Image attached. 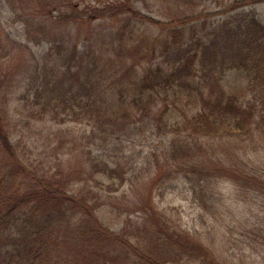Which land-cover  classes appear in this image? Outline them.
<instances>
[{"label": "trees", "instance_id": "trees-1", "mask_svg": "<svg viewBox=\"0 0 264 264\" xmlns=\"http://www.w3.org/2000/svg\"><path fill=\"white\" fill-rule=\"evenodd\" d=\"M185 3L171 21L125 10L128 24L112 46L120 65L133 58L135 66L125 69L127 82L118 87L115 58L101 69V52L79 55L57 46L58 56H68L45 69L36 95L48 99L41 104L43 118L88 122L106 133L142 121L164 126L171 142L162 162L169 172L187 171L203 204L216 205L212 184L219 178L264 193V174L251 166L253 156L264 154V22L256 12L264 0H233L232 11L255 9L209 32L199 24L194 1ZM147 24L161 30L152 41L140 33ZM146 59L150 65L140 75ZM227 73H234L232 82L225 81ZM217 147L235 156L238 167L223 159L196 164L199 151L210 155ZM88 161L94 174L125 179L120 165L110 167L90 153ZM144 216L112 230L88 196L69 192L64 181L23 161L0 113V264H224L165 213L150 207Z\"/></svg>", "mask_w": 264, "mask_h": 264}, {"label": "rangeland", "instance_id": "rangeland-1", "mask_svg": "<svg viewBox=\"0 0 264 264\" xmlns=\"http://www.w3.org/2000/svg\"><path fill=\"white\" fill-rule=\"evenodd\" d=\"M185 1L0 0V113L9 122L23 161L64 181L69 192L88 196L112 230L121 231L129 220L142 222L145 209L154 207L178 229L213 250L220 262L264 264L262 190L219 178L212 184L216 205L203 204L194 197L187 171L169 172L162 162L171 142L166 127L142 121L119 133H106L74 119L51 122L41 113V104L48 99L44 95L38 99L36 95L46 82L45 69L60 64L62 55L68 56L67 51L58 56L57 46L68 45L70 51L77 50L79 55L101 52V69L109 58H115L120 76L115 79L118 87L127 82L128 67L135 66L133 58L120 65L112 46L118 31L128 24L125 10L134 7L146 16L171 21V14L186 6ZM192 1L197 15L201 14L199 24L206 23L208 32L232 20L240 11L255 9L232 11L233 0ZM256 12L264 22V4L257 6ZM139 28L151 41L161 33L154 25ZM143 64L140 75L150 60ZM233 77L234 73H227L225 81L232 82ZM89 153L110 167L121 166L125 179L94 174ZM197 157L199 165L223 159L225 165L238 167L235 156L228 157L221 147L210 155L199 151ZM252 159L251 166L264 174V154Z\"/></svg>", "mask_w": 264, "mask_h": 264}]
</instances>
